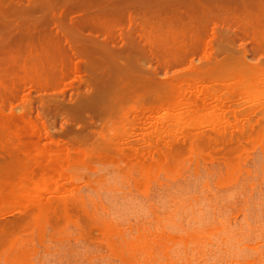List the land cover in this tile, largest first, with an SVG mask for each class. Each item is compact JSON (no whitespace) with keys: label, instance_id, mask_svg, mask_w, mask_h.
Segmentation results:
<instances>
[{"label":"rangeland","instance_id":"rangeland-1","mask_svg":"<svg viewBox=\"0 0 264 264\" xmlns=\"http://www.w3.org/2000/svg\"><path fill=\"white\" fill-rule=\"evenodd\" d=\"M5 1L8 3L0 6L6 15L0 16V41H6L10 49L0 52V80L4 79L3 85L0 84V185H3L0 186V216L8 214L6 218L14 219L19 215L24 220L16 234L9 237L11 241L3 238L5 242L0 248L6 252L0 254V264H264V135L260 134L264 128V48H252L247 37L239 36L238 26L225 21H229L230 16L251 21L257 20H252L253 17H264V0H90L95 3L86 8V13L73 6L66 8L59 20L61 23L46 8L28 6L31 1L30 5H34V0ZM170 2L176 4L173 12L168 7ZM54 3L58 9L62 2ZM12 7L21 10L14 8L12 12ZM125 9L136 15L135 21L124 15ZM213 17L221 26L218 33L222 38L221 43L214 41L208 45L213 48V59L204 45H196L200 48H191L195 53L189 51L193 57L189 54L186 61L170 62V58L186 53L187 50L180 48L182 44L207 36V31L211 33L214 25L206 19ZM27 19L31 22L20 25ZM81 19L86 22L83 24ZM236 33L235 42L229 40ZM141 34L146 35L147 48L130 42L133 35ZM70 37L81 42L75 47V42L71 41L74 48L96 49L85 70L77 71V61L66 54L70 53L66 38ZM98 48H107L105 54ZM23 65L29 74L22 72ZM105 65L116 71L110 74L112 77L109 69H106L108 73L104 70L105 77L100 76V66L105 68ZM28 75L36 77V82ZM41 78L45 90L38 82ZM29 81L40 83L41 89L36 85L30 89ZM62 90H65L63 94L59 92ZM214 92L216 95H212ZM197 101L206 103L200 112L196 111ZM133 108L135 112L131 114ZM27 112L31 115H26L25 119L23 115ZM13 114H17L15 119L9 116ZM39 114L44 117L52 138L66 139L65 143L78 138L77 148L81 152L70 146L75 151H69L73 152L70 159L73 161L66 163L67 172L75 177L85 175V179L88 176L86 181L79 176L74 179L77 190L65 185L66 191L47 193L46 199L61 208L58 207L56 214H49L50 224L41 217L48 227L41 219L38 222L37 216L33 219L35 211L26 208L28 202L18 192L20 186L17 185L24 166L32 168L36 174L51 171V162L45 160L39 150H46L54 157L57 147L45 137L40 139L38 132L43 130V125L36 121ZM27 117L35 126L30 130L26 129L31 126ZM136 117V123L129 122ZM36 126L40 131L33 129ZM45 140L47 145L43 143ZM62 160L65 165L64 158ZM51 167L54 169L52 164ZM74 168L78 169L77 173ZM52 171H55L54 178L59 177L57 170ZM100 177H103L102 182ZM77 179H82V183ZM83 181H91V184ZM41 186L34 191L35 195ZM95 187L99 189L97 193ZM86 193L90 197H86ZM78 195H83L81 199L87 201V205L83 204L86 210L81 204L69 203ZM81 201L79 203H83ZM63 202L71 207L68 213L61 206ZM82 209L93 213L85 215ZM33 220L37 221L36 225L45 226V232L39 229L40 233H45L44 237L41 234L43 238L37 236L40 225L34 229L36 225L32 223L29 232H34L31 234L26 232L28 227L24 229ZM102 222L108 225L109 231L110 225L114 231L121 229L124 234L116 231L119 234L115 237L117 233L110 232V236L115 237L112 239L118 242L114 246L120 250L119 255L107 243L109 231L102 235V230L107 228ZM63 227L70 230H62ZM57 228L60 230L56 231ZM29 235L34 239L32 243L30 238V245L24 241L29 239H23ZM19 237L24 243L21 247L29 250L25 252L18 246L17 252L8 254L15 239L18 238L17 243L21 240Z\"/></svg>","mask_w":264,"mask_h":264},{"label":"bare ground","instance_id":"bare-ground-1","mask_svg":"<svg viewBox=\"0 0 264 264\" xmlns=\"http://www.w3.org/2000/svg\"><path fill=\"white\" fill-rule=\"evenodd\" d=\"M55 1H57V0H55ZM54 1V2H55ZM73 0H66V2H64V0L62 1V0H60V3H61V6L58 8V9H56L57 7V5H55V3L52 1V0H34V5H30V3L32 2H30L29 3V5L28 6H31V8L32 7H34L35 5L37 6V5H39L40 7H44V8H46V11H50L51 12V16H53V18L54 19H56L59 23H61L59 20L62 18V15H63V13L65 12V9L66 8H68V7H71V6H73V7H76L78 10L80 9L81 11H84L85 10V13H86V8H88V6H90V5H93V3H95V2H91L90 0H76V1H73ZM192 1V0H191ZM256 1H259V0H256ZM64 2V3H63ZM97 2V1H96ZM193 2V1H192ZM261 2V1H260ZM5 3H8V2H6L5 0H0V6H4L5 5ZM22 3V2H21ZM33 3V2H32ZM31 3V4H32ZM60 3H56V4H60ZM24 4V3H23ZM6 5H8V4H6ZM17 5V3H15V6ZM18 5H21L20 3L18 4ZM176 5V4H175ZM175 5L173 4V3H169V5H168V7H169V9L173 12L174 11V9H175ZM9 6V8H11L10 6L11 5H8ZM7 6V7H8ZM24 7H26L25 5H23ZM219 6V5H218ZM126 7H128L127 5H126ZM125 7V8H126ZM214 7V6H213ZM225 7V6H224ZM5 8V7H4ZM8 8V9H9ZM14 8L15 7H12V12H13V10H14ZM16 8H20V7H16ZM15 8V10H21V9H16ZM28 9H29V7H27ZM27 8H22V9H27ZM31 8H30V10H31ZM215 8H217V7H215ZM1 9V8H0ZM3 9V8H2ZM6 9V8H5ZM4 9V10H5ZM27 9V10H28ZM40 9H42V8H40ZM83 9V10H82ZM130 9V8H129ZM243 9H246V8H243ZM176 10V9H175ZM248 10V9H247ZM6 11V10H5ZM10 11V12H11ZM26 11V10H25ZM131 11V10H130ZM129 11V13L126 11V9L124 10V15H127V17L131 20V21H135V16L136 15H133L131 12ZM185 11V10H184ZM246 11V10H245ZM249 11V10H248ZM14 12H16V11H14ZM175 12H177V11H175ZM227 12H229V11H227ZM226 12V13H227ZM247 12V11H246ZM7 13V12H6ZM223 13V12H222ZM221 13V14H222ZM239 13H241V12H239ZM243 13V12H242ZM245 13V12H244ZM179 14V13H178ZM227 14H230V13H227ZM235 14H237V13H235ZM5 15V13H3V10L1 11L0 10V16H4ZM173 15V14H172ZM223 15V14H222ZM238 15V14H237ZM239 15H242V14H239ZM228 17H229V15H227ZM227 16H225L224 18H226ZM246 16H249V15H246ZM262 17H253L252 18V20H254V18H256L257 20H255V21H251V19L249 20V19H246V18H244L243 17V19H242V17H240V16H238V17H236V18H233V17H227L228 19H229V21H227V20H225L226 21V23H228V22H231V23H234V24H236V26H238V29L241 31L240 33H239V36H242V37H244V38H248L249 40H250V42H251V44H252V48H264V17H263V15H261ZM5 17H6V15H5ZM250 17V16H249ZM1 18V17H0ZM217 18V17H216ZM224 18H223V20H224ZM230 18H232V19H230ZM259 18V19H258ZM4 17H2V20L4 21ZM215 19V17H213L212 19H206L207 21L206 22H210V23H213V24H211V25H214V27H212L211 28V33L209 32V34H208V31H207V36H205V37H202V38H204V39H202V38H195V39H192V41H190L188 44H182L183 46L182 47H180V48H184V50H187L186 51V53H184V52H182V54H181V56H180V53L178 52V51H175L176 53L178 52V54H177V56H180L179 58L178 57H174V58H170V62H174L175 60L174 59H176V60H179L180 61V59L181 60H184L185 59V61L187 60V55L189 56V51L191 52V53H195L194 51H191V48L192 49H194L195 47H197V48H200V47H198V46H200V45H204L203 47L204 48H206L207 50H209V57H211L214 53H213V48H209L208 47V45H210V44H212L214 41H218L219 43H221L222 41H220V39L222 40V38H221V35H220V33H218L219 31H218V28L219 27H221L220 25L218 26V24L219 23H217V21L216 20H214ZM6 20H8V19H6ZM6 20H5V22H6ZM71 20H74V19H72L71 18ZM218 20H219V18H218ZM222 20V21H223ZM249 20V21H248ZM146 21V20H145ZM9 22V20L7 21V23ZM31 21L30 20H28L27 19V22H23V23H21V22H19V23H21L20 25H27L28 23H30ZM80 22H82L83 24L86 22V20L85 19H81L80 20ZM1 23V22H0ZM9 23H12L13 24V22H12V20H11V22H9ZM19 23H17V24H19ZM209 23V24H210ZM222 23H225V22H222ZM3 24H6V23H4L3 22ZM8 25V24H7ZM211 25H209L210 27H211ZM13 25H11V27H12ZM14 26H16V24H14ZM231 28H233V27H231ZM234 28H235V26H234ZM232 30H234V32H232V33H235V29H232ZM236 32H237V30H236ZM147 34V33H146ZM237 34V33H236ZM241 34V35H240ZM134 37L130 40V42H131V44L132 45H135V46H137V47H140L141 46V48H147V46H146V44L144 43V39H145V36L146 35H144V34H141V35H139V36H135V35H133ZM235 36H237L238 37V34L237 35H234V37H232L231 36V39H229V40H232V41H234L235 40ZM222 37H224V36H222ZM230 37V36H229ZM241 37V38H242ZM246 38V39H247ZM10 39V38H9ZM186 40V39H185ZM248 40V41H249ZM71 41H74L75 42V44H74V46L75 47H77V43L78 44H80L81 42L76 38V37H70V38H66V42H68V44H70V48H67L68 50H70V53H66L67 55H69L70 54V56L71 57H74L75 58V60L77 61V63H76V70L77 71H82V70H85L86 68H87V66H88V64H89V61H88V59H89V57L90 56H94V54H95V50L96 49H94V48H74V46L72 45V42ZM60 42V41H59ZM80 42V43H79ZM192 42V43H191ZM235 42V41H234ZM239 42V41H238ZM179 43H183V42H179ZM237 43V42H236ZM233 44H235V43H233ZM242 44V43H241ZM245 44V43H244ZM179 45V44H178ZM196 45H198V46H196ZM243 48H245L244 46L245 45H241ZM202 47V46H201ZM202 47V48H203ZM7 48V49H6ZM8 48H9V44L6 42V41H0V52H5V51H7L8 50ZM187 48H189V49H187ZM10 49V48H9ZM106 49L107 48H98V50L104 55L105 54V51H106ZM221 50H222V48H221ZM245 50V49H244ZM67 51V50H66ZM179 51H181V50H179ZM197 51V50H196ZM258 51V50H257ZM245 53H248V51L247 50H245L244 51ZM9 53H11V52H9ZM175 53V54H176ZM243 53V52H242ZM1 54V53H0ZM4 54H6V53H4ZM8 54V53H7ZM12 55V54H11ZM15 55V54H14ZM191 56L190 57H193L192 55H194V54H190ZM244 55V54H243ZM172 56H174V55H172ZM1 57V56H0ZM11 57V56H10ZM204 57H202V59H203ZM212 59H213V57H211ZM210 58V59H211ZM1 59V58H0ZM6 59H8V58H6ZM173 59V60H172ZM2 60V59H1ZM14 60V59H13ZM222 60H224V59H222ZM179 61H178V63H179ZM185 61H183V63L185 62ZM192 62H194V59L193 60H191L190 61V63H192ZM1 63V62H0ZM100 63H102V62H100ZM104 63H106V62H104ZM175 63V62H174ZM224 63V62H223ZM103 64V63H102ZM179 64H181V63H179ZM222 64V63H221ZM110 65L111 64H108V66L110 67ZM106 66V65H105ZM108 66H106L105 68H104V66L102 67V66H100V76H102L103 74H104V70H108L109 69V72L111 71V73H109V76H111L112 77V75L116 72V71H113V69L112 68H109ZM116 67H118V64L116 65ZM102 68H104V69H102ZM22 69V68H21ZM23 71V73H26V75L27 74H29L28 72H27V68H26V66L25 65H23V69H22ZM31 70V69H30ZM106 70V72L108 73V71ZM120 70V68L118 67L117 68V71H119ZM32 71V70H31ZM103 71V72H102ZM35 72H38V71H35ZM31 73V72H30ZM84 73V72H83ZM106 73V74H107ZM110 74H112V75H110ZM2 75V74H1ZM24 75V74H23ZM40 75V74H39ZM85 75V74H84ZM32 76V75H31ZM35 76H36V74H35ZM2 77V76H1ZM23 78H25L24 76H22ZM28 77H30V75H28ZM27 77V78H28ZM37 77H39L40 78V76H37ZM49 77V76H48ZM103 77H105V74H104V76ZM23 78H21V79H23ZM31 79H34V81L36 82V77L34 78V77H30ZM2 79V78H1ZM102 79V78H101ZM229 79H232V78H228V80ZM4 80V79H3ZM3 80H0L1 82H0V84H2L3 85V83H2V81ZM48 80V79H47ZM40 81V83H42L41 81H43V79L41 78V80H38V82ZM49 81V80H48ZM25 82V83H24ZM23 83L24 84H26V81H24ZM35 82H30L29 81V83H30V85L32 86V87H30V89L31 88H34L35 87V85L37 86V88L38 89H41V86H42V88L44 89V88H46L45 86L46 85H44L43 83V85H41V86H39V84L40 83H35ZM193 84V83H192ZM15 85V84H14ZM1 86V85H0ZM65 86V85H64ZM193 86H196V84L195 85H193ZM197 86H199V85H197ZM67 87V86H66ZM68 87H71V85L70 86H68ZM200 87V86H199ZM14 88H16V87H14ZM14 88H12V89H14ZM62 88V87H61ZM186 88V87H185ZM190 88V87H189ZM202 87H200V89H201ZM1 89V88H0ZM4 89V88H3ZM64 89V88H63ZM45 90V89H44ZM189 91H190V89H189ZM202 91V90H201ZM215 91H217V90H215ZM219 91V90H218ZM49 92V91H48ZM59 92H62L61 94H63V92H65V90H62V91H59ZM47 93V92H46ZM54 93V92H53ZM210 94H211V92H209ZM208 93V94H209ZM31 93H29L28 94V97H29V95H30ZM52 94V93H51ZM201 94V93H200ZM207 93H206V95L207 96H209ZM212 95H216L215 94V92H214V94H212ZM217 95H218V93H217ZM27 97V98H28ZM42 97V96H41ZM95 97V96H94ZM210 97V96H209ZM31 98V97H30ZM207 98V97H206ZM221 98H222V96H221ZM39 99V98H38ZM200 99H201V97H200ZM29 100H32V99H29ZM74 100V99H73ZM65 101V100H64ZM202 101H203V99H202ZM60 102V101H59ZM210 102V101H209ZM65 103V102H64ZM222 103H223V101H222ZM41 104V103H40ZM70 104V103H69ZM200 103L197 101V104H196V108L198 109V110H196L197 112H200L201 111V109H202V106H204L206 103H202V104H200ZM210 105H211V103H209ZM209 104H207V105H209ZM224 104V103H223ZM43 105V104H42ZM71 105V104H70ZM73 105V104H72ZM77 105V104H76ZM76 105H73V106H76ZM222 105V104H221ZM30 106H32V105H30ZM80 106V105H79ZM216 107H217V105H215ZM72 107V106H71ZM221 107V106H220ZM222 107H224V106H222ZM12 109H14L15 110V108H13V107H11ZM32 108V107H31ZM82 108V107H81ZM139 109H140V106L138 107ZM12 109H11V111H12ZM131 109V108H130ZM216 109V108H215ZM223 109V108H222ZM14 110L12 111V113H14L15 114V112H14ZM226 110V109H225ZM235 110V109H234ZM29 111H31V110H29ZM82 111V110H81ZM131 111V112H130ZM130 111H127V112H130L131 114H132V112L134 111L135 112V110H134V108L132 109V110H130ZM217 111V110H216ZM213 112V111H212ZM230 112V111H229ZM9 114H10V112H8ZM214 113H216V112H214ZM217 113H219L220 114V112H217ZM9 115V116H12L13 118L17 115ZM20 115H21V113H19ZM43 114V113H42ZM68 114V113H67ZM218 114V116H220ZM4 115H5V113H4ZM8 115V114H7ZM26 115L28 116V117H30V115H28V112L27 113H25V115H23L24 117H25V119H26ZM36 115H38L37 113H36ZM45 115V114H44ZM71 115V114H70ZM21 117V119H23L24 117ZM33 116V115H32ZM5 117V116H4ZM8 117V116H7ZM18 117V116H17ZM27 117V119L29 120V118ZM36 117V116H35ZM44 117H42L40 114H39V116H38V119L36 120V121H40L41 123H42V125H43V130L42 131H40V129H38V126H36L37 128H33V129H38L37 130V132L38 131H40V132H38V134H39V136H40V139L42 138V137H45V139H47L48 140V143H51V145L52 144H54V145H56V147H57V150L55 151V149H52V150H54L55 151V156L53 157V155L51 156V153L50 152H48V151H46V150H39V151H42L43 153H44V155L45 156H43V157H45V158H41V160H48L49 162H51V164H52V166L54 167V169L51 167V164H50V169H51V171H49V169H48V172H47V170L46 171H42L41 173H39V174H36V172H33V170H32V168H30V167H28V166H24V167H22V170L20 171V173H19V176H18V179H17V185H18V187L20 186V191H18L21 195H22V197H24L26 200H27V202H28V205L26 206V208H28L31 212L33 211H35V213L34 214H32V216H33V219L37 216V218H35V219H37L38 220V222L40 221V219L42 220L41 222H43V220L44 219H47V221H48V223L50 224V222H49V219L50 218H47L48 216L50 217V215L51 214H53V213H55V212H57L56 210H58L59 208H60V206H58V205H55L54 203H50L49 202V200H47L46 199V196L48 195L47 193H49V192H61L60 190H63V191H66V188H63L65 185L67 186V185H71V186H73V187H71L70 189L71 190H77V189H75V188H77V186H74L75 185V181H74V179L77 177V176H79V178H83V180L85 179V175H83V176H81L80 177V174L79 175H77L76 177H75V175H72V174H69V172H67L68 171V164L69 163H72V161L70 160L71 159V155L73 154V152H69V151H75V150H77V152H81V151H78V148L77 147H79V145L78 144H80L78 141H76V140H78V138L77 139H75V141L74 140H71V143H70V141L69 142H67V143H69V144H67V143H65V140L66 139H64V140H62V139H60L59 137H56V138H52V134L48 131L49 130V128L47 129V124L45 125V122L43 121L44 119H43ZM68 118V117H67ZM138 117H136L135 119L134 118H132V120H130V118H129V122H132V123H136V119H137ZM15 119V118H14ZM30 119H32V117L30 118ZM46 119V118H45ZM150 119V118H149ZM153 119V118H152ZM229 119V118H228ZM234 119V118H233ZM11 120V119H10ZM9 120V121H10ZM20 120V119H19ZM70 120H72V119H70ZM140 120V119H139ZM264 120V119H263ZM24 121H26V120H24ZM221 121H223V120H221ZM257 121V120H256ZM10 122H12V120L10 121ZM23 122V121H22ZM72 122V121H71ZM158 122V121H157ZM224 122V121H223ZM13 123V122H12ZM67 123V122H66ZM140 123V122H139ZM202 123H206V122H202ZM76 124V123H75ZM170 124V123H169ZM15 125V124H14ZM28 125H31L30 127H29V129H28V127L26 128L27 130H30V128L31 127H35L34 126V124H33V122L31 121V120H29V123H28ZM130 126H132L131 124H129ZM136 125V124H135ZM135 125H133V126H135ZM241 126V125H240ZM164 127V126H163ZM169 127V126H168ZM212 127V126H211ZM52 128V127H51ZM255 128V127H254ZM252 129V130H255V129ZM16 129V128H15ZM14 129V130H15ZM21 129V128H20ZM69 129V128H68ZM140 130H143V128H139ZM195 129V128H194ZM17 130V129H16ZM32 130V129H31ZM59 130V129H58ZM160 130V129H159ZM215 130V129H214ZM259 130V129H258ZM161 131V130H160ZM191 131V130H190ZM257 131V130H256ZM58 132V131H57ZM56 132V133H57ZM163 132V131H162ZM261 133L260 134H262V135H264V128H262L261 129V131H260ZM16 133V132H15ZM59 133V132H58ZM161 133V132H160ZM164 133V132H163ZM207 133L209 134V132L207 131ZM238 133V132H237ZM256 133V132H255ZM31 134V133H30ZM195 134H196V132H195ZM140 135V134H139ZM147 135V134H146ZM146 135H144V136H146ZM183 135V134H182ZM181 135V136H182ZM196 135H198V134H196ZM232 135V134H231ZM236 135V134H235ZM234 135V136H235ZM27 136V135H26ZM30 136V135H29ZM39 136H36V137H39ZM156 136V135H155ZM208 136H210V135H208ZM213 135H211V137H212ZM238 136H240V135H238ZM247 136V135H246ZM256 136V135H255ZM259 136H261V135H259ZM154 137V136H153ZM196 137H198V136H196ZM215 136H213V138H214ZM263 137V136H262ZM63 138V137H62ZM257 138V137H256ZM36 139V138H35ZM117 139V138H116ZM216 139V138H215ZM223 139V138H222ZM114 140V139H113ZM185 140V139H184ZM206 140H209L208 138L206 139ZM219 140V139H218ZM233 140V139H232ZM42 141V140H41ZM46 141V140H45ZM80 141H82V140H80ZM153 141V140H152ZM198 141H199V139H198ZM259 141V140H258ZM30 142V141H29ZM40 142V141H39ZM121 142V141H120ZM183 142V141H182ZM202 142V141H201ZM208 142V141H207ZM43 143H46L45 145H47V141L46 142H43ZM122 143V142H121ZM181 143V142H180ZM196 143V142H195ZM209 143V142H208ZM22 144H24V142L22 143ZM40 144H42V143H40ZM123 144V143H122ZM222 144H224V143H222ZM25 145V144H24ZM37 145V144H36ZM43 145V144H42ZM209 145V144H208ZM53 146V145H52ZM70 146H72V147H76L75 148V150L73 149H71V147ZM226 146V145H225ZM24 147H27L26 145L24 146ZM124 147V146H123ZM202 147V146H201ZM224 147V146H223ZM45 148V147H44ZM55 148V147H54ZM191 148V147H190ZM203 148V147H202ZM220 148V147H219ZM240 148V147H239ZM36 149V148H35ZM46 149V148H45ZM135 149V148H134ZM142 149V148H141ZM213 149V148H212ZM218 149V148H217ZM222 149V148H221ZM140 150V149H139ZM219 150V149H218ZM238 150V149H237ZM118 152H120L121 153V149H118L117 150ZM145 151V150H144ZM149 151V150H148ZM214 151V150H213ZM216 151V150H215ZM122 152H123V150H122ZM125 152V151H124ZM123 152V153H124ZM128 153H129V151H127ZM238 152V151H237ZM50 153V154H49ZM75 153V152H74ZM83 153V152H82ZM81 153V154H82ZM120 153H117V154H120ZM131 153V152H130ZM197 153H198V151H197ZM80 154V153H79ZM133 155H134V153H132ZM142 154V153H141ZM75 155H76V153H75ZM105 156L104 157H106V158H110V156L108 157V155H106V154H104ZM147 155V154H146ZM168 155V154H167ZM237 155H239V154H237ZM63 156V157H62ZM81 156H84V153H83V155H81ZM118 156H120V155H118ZM144 156V155H143ZM89 157V156H88ZM102 157V156H101ZM121 157V156H120ZM149 157V156H148ZM198 157V156H197ZM31 158V157H30ZM62 158H64V160H65V165L64 164H62ZM90 158V157H89ZM105 158V159H106ZM123 158V157H122ZM133 158V157H132ZM144 158V157H143ZM75 159H78V160H80V158H75ZM83 159H85V158H83ZM116 159V158H115ZM117 159H118V157H117ZM117 159L115 160V161H117ZM36 160V159H35ZM97 160V159H96ZM99 160V159H98ZM114 160V159H113ZM129 160V159H128ZM127 160V161H128ZM198 160V159H197ZM48 161H46V163L48 162ZM68 161H70V162H68ZM77 161V160H76ZM88 161V160H87ZM101 161V160H100ZM103 161H105V160H103ZM109 161H111V162H113L112 161V159H110ZM37 162V160L35 161V163ZM41 162H43V161H41ZM68 162V164H66ZM78 162V161H77ZM198 162V161H197ZM92 163V162H91ZM90 163V164H91ZM95 163V162H94ZM37 164V163H36ZM84 164H89V163H87V162H85ZM102 164H103V162H102ZM106 164H108V163H106ZM31 165H33V164H31ZM35 165V164H34ZM46 165V164H45ZM37 166V165H36ZM86 166V165H85ZM104 166V165H103ZM122 166V165H121ZM77 167H80V166H77ZM84 167V165H82V168ZM87 167H89V166H87ZM100 167V166H99ZM34 168V167H33ZM82 168H79V169H82ZM100 168H102V167H100ZM115 168V167H114ZM35 169V168H34ZM72 169V168H71ZM74 169H76L77 171H76V173L78 172V169L77 168H74ZM88 169H90V168H88ZM113 169V168H112ZM127 169V168H126ZM131 169V168H130ZM45 170V169H44ZM52 170H57V172H58V175H59V177H57V178H54L55 176H52V175H54V172L55 171H52ZM92 170V169H91ZM116 170H118V169H116ZM116 170L114 169V171L116 172ZM35 171V170H34ZM80 171H82V170H80ZM86 172H87V170H85ZM85 171H83V173L85 172ZM92 171H94V170H92ZM99 171V170H98ZM45 173V174H42V173ZM75 172V171H74ZM112 172V171H111ZM122 172V171H121ZM80 173V172H79ZM118 173V172H117ZM123 173V172H122ZM121 173V174H122ZM132 173V172H131ZM74 174V173H73ZM98 174H99V172H98ZM115 174V173H114ZM106 175V174H105ZM100 176H104V175H100ZM117 176H119V175H117L116 174V177ZM129 176V175H128ZM87 177L88 176H86V179H87ZM99 177V176H98ZM122 177V176H121ZM78 178V177H77ZM101 178L103 179V177H100L99 179H100V181H101ZM86 179H85V181H86ZM89 179V178H88ZM92 179H94V178H92ZM96 179V178H95ZM94 179V180H95ZM98 179V178H97ZM109 179V178H108ZM108 179H107V181H108ZM4 180V179H3ZM2 180V181H3ZM76 180V179H75ZM78 180H79V182H80V184L82 183L80 180H82V179H77V182H78ZM125 180V179H124ZM2 181H1V183H2ZM74 181V183H72ZM88 181V180H87ZM96 182H97V180H95ZM95 181H93V182H95ZM84 182V181H83ZM99 182V181H98ZM102 182V181H101ZM8 183V185H11V181H8L7 182ZM42 183H44L45 184V186H44V188L41 186V184ZM67 183H70V184H67ZM86 185H88V184H91V181L89 182V183H86V182H84ZM83 183V184H84ZM104 183H105V181H104ZM103 183V184H104ZM128 183V182H127ZM84 184V186L86 187V185ZM116 184V183H115ZM0 186H2L3 187V185H0ZM42 187V189H44L43 190V192L42 193H40V191H42V189L38 192V194L37 195H35V190H37V188L38 187ZM82 186V185H81ZM90 186V185H89ZM97 186V185H96ZM2 187H0V188H2ZM45 187H46V189H45ZM84 187V188H85ZM88 187V186H87ZM110 187H112V186H110ZM113 187H115V189H116V187L117 186H113ZM112 187V188H113ZM81 188V187H80ZM83 188V187H82ZM96 189H95V193H97L98 192V190H97V188L98 187H95ZM128 188V187H127ZM134 188V187H133ZM39 189V188H38ZM89 189H94V187L93 188H90L89 187ZM88 189V190H89ZM111 189V188H110ZM18 190V189H17ZM73 190V191H74ZM107 190V189H106ZM79 191V190H78ZM100 191H102V190H100ZM108 191H112V190H108ZM116 191V190H115ZM0 192H1V190H0ZM113 192V191H112ZM78 194H79V192H77ZM50 194V193H49ZM69 194V193H68ZM83 194V193H82ZM110 194V193H109ZM71 195V194H70ZM86 195H87V193H86ZM95 195V194H94ZM97 195V194H96ZM106 195V194H105ZM119 195V194H118ZM72 196V195H71ZM74 196V195H73ZM79 196V197H78ZM78 196H76V198H75V200H72L71 202H69V203H71L72 205L73 204H81V205H83V204H85L87 201H85L84 199L85 198H83V199H81L82 197H83V195H78ZM81 196V197H80ZM2 196L0 195V198H1ZM5 197V196H4ZM86 197H90V195L88 196H86ZM91 197H93V196H91ZM98 197H100V196H98ZM118 197V196H117ZM56 198V197H55ZM76 199H78V200H76ZM91 199V198H90ZM99 199V198H98ZM101 199V198H100ZM81 200H83V203H79V202H82ZM89 200V199H88ZM184 200V199H183ZM65 201V200H64ZM73 201H74V203H73ZM77 201H78V203H77ZM85 201V202H84ZM199 201V200H198ZM58 202L60 203V201L58 200ZM93 202V201H92ZM95 202V201H94ZM191 202V201H190ZM69 203H65V202H63L62 203V207H63V209H64V211L65 210H67L68 208H70L71 209V207H69ZM89 203H91V202H89ZM108 203V202H107ZM185 203H188V202H185ZM56 204H57V202H56ZM96 203H94L93 205H95ZM72 205H70V206H72ZM77 205H74V206H77ZM85 205H87V204H85ZM85 205H83L82 206V208L83 209H85L86 210V207L87 206H85ZM136 205V204H135ZM100 207H101V205H99ZM182 206V205H181ZM200 206V205H199ZM59 207V208H58ZM73 207V206H72ZM79 208L81 207V206H78ZM104 207V206H103ZM194 207V206H193ZM136 208V207H135ZM27 209V210H28ZM61 209V208H60ZM82 209V210H83ZM106 209V208H105ZM202 209V208H201ZM78 210V209H77ZM80 211V210H79ZM84 211V210H83ZM101 211V210H100ZM136 211V210H135ZM138 211V210H137ZM178 211V210H177ZM31 212H29V213H31ZM69 212V210H67V213ZM85 212V215L87 214L86 212H89V211H84ZM95 212V211H94ZM180 212H182V211H180ZM51 213V214H50ZM66 213V212H65ZM77 213V212H76ZM89 213H93V212H89ZM50 214V215H49ZM56 214V213H55ZM100 214V213H99ZM105 214V213H104ZM1 215V214H0ZM88 215V214H87ZM137 215V214H136ZM199 215V214H198ZM40 216V217H39ZM53 216H55L56 217V215H53ZM78 216V215H77ZM91 216H95V215H91ZM6 217H8V214L7 215H2V216H0V219H2V218H4V219H2V220H0V247H2L3 246V243L6 241V238L8 239L9 237L11 238L13 235H15L16 233V230H17V228L18 227H20L19 226V224L24 220V218H23V216H15L14 217V219H11V218H6ZM12 217V216H11ZM25 217V216H24ZM41 217H43V218H41ZM197 217H199V216H197ZM209 217V216H208ZM90 218V217H89ZM52 219V218H51ZM101 219V218H100ZM122 219H124V217L122 218ZM182 219V218H181ZM32 220V219H31ZM78 220H79V218H78ZM78 220H76V221H78ZM92 220V219H91ZM34 221V220H33ZM46 221V222H47ZM95 221V220H94ZM101 221V220H100ZM100 221H97L96 223H98V222H100ZM36 222L37 221H34V222H30V223H27L25 226H24V229L25 228H27L28 227V229H29V226H33V225H36ZM53 222V221H52ZM91 222V221H90ZM126 222V221H125ZM32 223H35V224H33L32 225ZM44 223V225L45 226H47L46 224H48V223H45V222H43ZM67 223V222H66ZM95 223V224H96ZM103 223V222H102ZM106 223H108V222H106ZM39 224V223H38ZM42 224V223H41ZM76 224H78V223H76ZM99 224V223H98ZM103 224H105V223H103ZM40 225V224H39ZM39 225H36V226H34L33 228L34 229H37L38 227H40ZM41 226L40 228H38L37 230L39 231V232H37V230L35 231V232H37V234H39L40 233V230H44L43 232H45V226ZM64 225H66V224H64ZM72 225V224H71ZM106 226H107V228H104V230H102V235L104 234H106L107 232H105V231H109V229H108V225L107 224H105ZM77 227L79 226V225H76ZM30 227V228H31ZM37 227V228H36ZM42 227L44 228V229H42ZM48 227V226H47ZM87 227H89V226H87ZM101 227V226H100ZM104 227V226H103ZM109 227H110V231L106 234L107 236H108V244L110 245H108L110 248H111V250H112V248L115 250V251H117V246H116V248H115V243H118L116 240H114V239H112V237H113V235H111L110 236V232H113L114 230H113V227L111 228V226L109 225ZM118 227V226H117ZM32 228V229H33ZM121 228V227H120ZM27 229V233L28 234H31V233H33L32 231L31 232H29L31 229H29L28 230ZM40 229V230H39ZM63 229H65V227H63L62 228V230ZM80 229V228H79ZM103 229V228H102ZM106 229V230H105ZM117 228L115 227V230H116ZM21 230V229H20ZM23 230V229H22ZM60 229L59 228H57V230L56 231H59ZM65 230H68V229H65ZM70 230V229H69ZM68 230V231H69ZM112 230V231H111ZM119 230H121V229H119ZM119 230H116L117 232H120ZM134 230V229H133ZM103 231H104V233H103ZM116 231H114L115 233H117ZM137 231V230H136ZM42 232V231H41ZM42 232V233H43ZM64 232H66V231H61V233L62 234H64ZM181 232V231H180ZM15 233V234H14ZM40 233L39 235H37V236H41L42 237V235H43V237H44V235H45V233ZM47 233V232H46ZM52 233H54V232H52ZM59 232H56V234H58ZM76 233V232H75ZM79 233V232H78ZM92 233V232H91ZM115 233H114V235H115ZM121 234H122V236L124 235L122 232H120ZM42 234V235H41ZM60 234V233H59ZM65 234H68V232L67 233H65ZM118 234L119 233H117V235H115V237L116 236H118ZM145 234V233H144ZM163 234V233H162ZM23 235H25V236H27V234H25V232H24V234ZM32 235H34V234H32ZM32 235H29L28 237H25V238H23V239H29V240H24L25 242L26 241H28V242H26V243H29V241H31V239H32V243H33V238H31L32 237ZM70 236H71V234H69ZM74 235H76V234H74ZM151 235V234H150ZM31 236V237H30ZM54 236V235H53ZM111 238H110V237ZM6 237V238H5ZM42 237V238H43ZM46 237V236H45ZM67 237V236H66ZM115 237H113V238H115ZM125 237V236H124ZM132 237V236H131ZM136 237V236H135ZM3 238H5V241H4V239ZM10 238L8 239L9 241H11L10 240ZM21 240H19L18 241V243L20 244V245H18V243H17V240H18V238L17 239H15L16 241V243L15 242H13V243H15V244H11L10 246V248H9V250H8V254L9 253H14V252H17V249H19L18 248V246H22V247H24L23 246V244L24 243H22L23 242V240H22V238L21 237H19ZM31 238V239H30ZM118 238V237H117ZM119 238H120V236H119ZM118 238V239H119ZM165 238V237H164ZM39 239H40V237H39ZM58 239H60V238H58ZM106 239V240H107ZM112 240V241H110V240ZM41 240V243H42V239H40ZM69 240V239H68ZM123 240H124V238H123ZM129 240V239H128ZM134 240H136V239H134ZM147 240V239H146ZM153 240V239H152ZM178 240H180V239H178ZM22 241V242H21ZM37 241V240H36ZM114 241H116V242H114ZM121 241V240H120ZM119 241V242H120ZM133 241V240H132ZM21 242V243H20ZM63 242V241H62ZM67 242V241H66ZM162 242V241H161ZM197 242V241H196ZM201 242V241H200ZM2 243V244H1ZM57 243H59V242H57ZM68 243V242H67ZM76 243V242H75ZM80 243V242H79ZM132 243L133 242H131V245H132ZM22 244V245H21ZM38 244V243H37ZM99 244V243H98ZM130 244V243H129ZM194 244V243H193ZM29 245H30V243H29ZM29 245H27L26 244V246H28L29 247ZM35 245H36V243H35ZM154 245V244H153ZM175 245V244H174ZM187 245V244H186ZM200 245V244H199ZM33 246H34V244H33ZM78 246V245H77ZM82 246V245H81ZM21 247V249H23ZM49 247V246H48ZM69 247V246H68ZM120 247H122V246H120ZM132 247V246H131ZM33 248V247H32ZM32 248H30L31 250H32ZM36 248V247H35ZM38 248V247H37ZM0 249H3V248H0ZM20 249V250H21ZM85 249V248H84ZM132 249V248H131ZM23 250H25V252L26 251H28L29 249H27V247L25 248V249H23ZM71 250V249H70ZM114 250H112V251H114ZM162 250V249H161ZM187 250V249H186ZM114 251V252H115ZM4 252H6V249H3V251L1 250V252H0V254L2 255V254H4ZM19 252V251H18ZM34 252V251H33ZM56 252V251H55ZM84 252V251H83ZM118 252H120V250L119 251H117L116 253L119 255V253ZM192 252V251H191ZM52 253V252H51ZM79 253V252H78ZM150 253V252H149ZM6 254V253H5ZM17 254V253H16ZM0 255V256H1ZM81 255V254H80ZM151 256H153V255H151ZM100 257V256H99ZM139 257V256H138ZM158 257V256H157ZM20 258V257H19ZM25 259V258H24ZM153 259V258H152ZM155 261V260H154ZM175 261V260H174ZM89 262V261H88ZM173 263V262H172ZM130 264V263H129ZM153 264H154V262H153ZM162 264H165V263H162Z\"/></svg>","mask_w":264,"mask_h":264}]
</instances>
